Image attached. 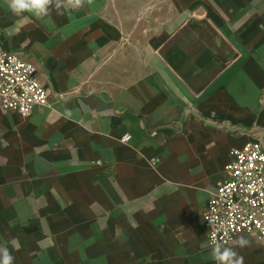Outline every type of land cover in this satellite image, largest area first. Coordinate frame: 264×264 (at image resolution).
Wrapping results in <instances>:
<instances>
[{
  "label": "crops",
  "instance_id": "1",
  "mask_svg": "<svg viewBox=\"0 0 264 264\" xmlns=\"http://www.w3.org/2000/svg\"><path fill=\"white\" fill-rule=\"evenodd\" d=\"M0 42L49 91L0 112L15 264H214L207 202L234 149L264 146V0H93L27 23L0 0ZM225 246L264 264L252 236Z\"/></svg>",
  "mask_w": 264,
  "mask_h": 264
},
{
  "label": "built area",
  "instance_id": "2",
  "mask_svg": "<svg viewBox=\"0 0 264 264\" xmlns=\"http://www.w3.org/2000/svg\"><path fill=\"white\" fill-rule=\"evenodd\" d=\"M49 91L36 66L0 42V112L28 115L48 104ZM124 135L122 140H128ZM226 179L213 192L202 215L209 245L231 244L246 234L264 242V146L259 140L246 142L232 151Z\"/></svg>",
  "mask_w": 264,
  "mask_h": 264
},
{
  "label": "clouds",
  "instance_id": "3",
  "mask_svg": "<svg viewBox=\"0 0 264 264\" xmlns=\"http://www.w3.org/2000/svg\"><path fill=\"white\" fill-rule=\"evenodd\" d=\"M4 2L13 15L27 23L31 17L51 18L53 12L62 16L65 12L80 11L91 5L93 0H4ZM249 245L250 241L243 235L236 240V247L241 249ZM236 247L225 246L218 241L212 245L209 257L214 264H244V257ZM0 264H15V257L7 245H0Z\"/></svg>",
  "mask_w": 264,
  "mask_h": 264
}]
</instances>
